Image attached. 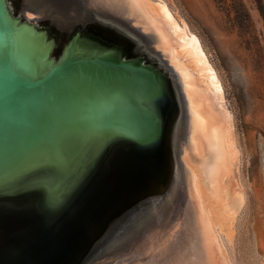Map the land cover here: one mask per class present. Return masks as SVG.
I'll use <instances>...</instances> for the list:
<instances>
[{"label":"water","instance_id":"water-1","mask_svg":"<svg viewBox=\"0 0 264 264\" xmlns=\"http://www.w3.org/2000/svg\"><path fill=\"white\" fill-rule=\"evenodd\" d=\"M123 2L179 110L112 29L0 0V264H226L207 214L241 195L221 93L194 38Z\"/></svg>","mask_w":264,"mask_h":264},{"label":"rangeland","instance_id":"rangeland-1","mask_svg":"<svg viewBox=\"0 0 264 264\" xmlns=\"http://www.w3.org/2000/svg\"><path fill=\"white\" fill-rule=\"evenodd\" d=\"M163 1L199 37L232 115L244 202L223 248L232 264H264V0Z\"/></svg>","mask_w":264,"mask_h":264},{"label":"flooded vegetation","instance_id":"flooded-vegetation-1","mask_svg":"<svg viewBox=\"0 0 264 264\" xmlns=\"http://www.w3.org/2000/svg\"><path fill=\"white\" fill-rule=\"evenodd\" d=\"M9 4L14 15L21 18H30L24 8L32 4L40 8L45 6L49 12L60 14L73 9L76 15L84 14L79 20L84 28L112 29L124 45L128 57H140L145 63L154 65L168 75L178 110L183 106L178 74L167 55L158 48L155 32L132 16L123 0H9ZM75 23V26H79L77 21Z\"/></svg>","mask_w":264,"mask_h":264},{"label":"bare ground","instance_id":"bare-ground-1","mask_svg":"<svg viewBox=\"0 0 264 264\" xmlns=\"http://www.w3.org/2000/svg\"><path fill=\"white\" fill-rule=\"evenodd\" d=\"M141 1L145 9L155 18L172 23L179 31L183 33V35L186 38L192 37L196 40L198 48L201 51L207 66L212 71L215 84H216V88L221 93L223 106H224L225 113H226L227 120H228L227 137H228V141L231 143V145L235 149L232 155V158H231V171H232L234 181H235V190L237 193H240L241 195L238 199H230L218 210L212 213H207V214L210 216V218L214 222L212 224V230L215 234L219 250L221 251L223 255L225 263L232 264L231 260L228 258V254H226V251L223 248L221 235L223 234V236L225 235L227 238H232V234H233L232 226L237 216V213L239 212V210L241 209L243 205L244 194L239 184V181L236 178L237 176H236L235 170L237 167L239 150L237 148L236 141H235L234 126L232 124V115L230 111L226 108L225 103H224V92H223L222 84L220 82V79L218 77V74L215 68L210 63V60L208 59V56L203 49V46H202V43L199 37L189 29V26L187 25V23L184 21H181V22L178 21V19H176V17H174V15L172 14L170 8L168 7V4L164 2L163 0H141Z\"/></svg>","mask_w":264,"mask_h":264}]
</instances>
